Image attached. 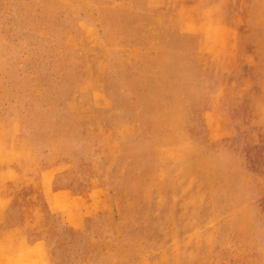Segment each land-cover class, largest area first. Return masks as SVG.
<instances>
[{
  "label": "rangeland",
  "instance_id": "374dc122",
  "mask_svg": "<svg viewBox=\"0 0 264 264\" xmlns=\"http://www.w3.org/2000/svg\"><path fill=\"white\" fill-rule=\"evenodd\" d=\"M3 262L264 264V0H0Z\"/></svg>",
  "mask_w": 264,
  "mask_h": 264
},
{
  "label": "bare ground",
  "instance_id": "6f19581e",
  "mask_svg": "<svg viewBox=\"0 0 264 264\" xmlns=\"http://www.w3.org/2000/svg\"><path fill=\"white\" fill-rule=\"evenodd\" d=\"M31 256H32V255H31ZM33 256H34V254H33ZM5 258H7V257H4V256H3V258H2L1 260L5 259ZM15 258H16V256H15ZM24 258H25V257H24ZM17 259H18V258H17ZM23 260H24V259H23ZM3 261H5V260H3ZM19 261H20V260H19ZM31 261H32V260H31ZM23 262L26 263L25 260H24ZM5 263H6V261H5ZM5 263L3 262V264H5ZM24 263H23V264H24ZM14 264H16V262H15ZM18 264H19V263H18Z\"/></svg>",
  "mask_w": 264,
  "mask_h": 264
}]
</instances>
